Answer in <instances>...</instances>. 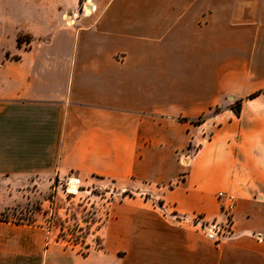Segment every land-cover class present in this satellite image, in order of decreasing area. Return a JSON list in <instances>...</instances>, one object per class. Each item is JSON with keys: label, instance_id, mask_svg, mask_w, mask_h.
<instances>
[{"label": "crops", "instance_id": "crops-1", "mask_svg": "<svg viewBox=\"0 0 264 264\" xmlns=\"http://www.w3.org/2000/svg\"><path fill=\"white\" fill-rule=\"evenodd\" d=\"M69 172L161 206L119 203L86 256L0 221V264H264V0H0V178Z\"/></svg>", "mask_w": 264, "mask_h": 264}, {"label": "rangeland", "instance_id": "rangeland-1", "mask_svg": "<svg viewBox=\"0 0 264 264\" xmlns=\"http://www.w3.org/2000/svg\"><path fill=\"white\" fill-rule=\"evenodd\" d=\"M21 37L23 42L26 38L30 40L27 35L22 34ZM10 43L11 39L6 41L7 45ZM71 183L75 185L71 186ZM153 190L156 187L131 180L119 183L96 176L82 177L75 172L26 179L0 178V220L10 224L42 226L48 231L50 242H57L79 255L86 253L82 255L86 256L101 248L99 230L119 203L153 200L159 208L161 202L156 200ZM210 224L218 225L215 221L207 225ZM202 225L200 229L207 234L206 225ZM60 233L78 237L79 240L85 236L84 241L89 248L81 244L72 246L58 239Z\"/></svg>", "mask_w": 264, "mask_h": 264}, {"label": "built area", "instance_id": "built-area-1", "mask_svg": "<svg viewBox=\"0 0 264 264\" xmlns=\"http://www.w3.org/2000/svg\"><path fill=\"white\" fill-rule=\"evenodd\" d=\"M217 200L219 202L220 213L223 217V227L225 228L226 234H229L232 225L233 213L236 208V199L232 194H229L227 192H219L217 193ZM176 219L178 221L185 220L184 217L180 219H178L177 217ZM189 222H191V225L195 227L203 228L204 226L201 223L202 217L200 215H195L194 217L190 218ZM217 229H218V225L216 224L205 226V230L209 237H213L217 232Z\"/></svg>", "mask_w": 264, "mask_h": 264}, {"label": "trees", "instance_id": "trees-1", "mask_svg": "<svg viewBox=\"0 0 264 264\" xmlns=\"http://www.w3.org/2000/svg\"><path fill=\"white\" fill-rule=\"evenodd\" d=\"M16 41H17V45L20 46V45L22 44L23 41H22V37H21V35H18ZM26 41L29 42V39L26 38ZM259 93H260V92L253 93V94H251L250 96H248V98H253V97L257 96ZM241 102H242V100L235 101V106H232V107H231V108L234 110V112H235L236 114H237V113L239 112V110H240ZM218 111H219V109L216 108V109L214 110V113H217ZM206 116H207V115H201V116L198 117L197 119H195V120H191L190 122H191L192 124L199 125V124H201L202 122L205 121ZM183 120H187V119H183ZM0 221H1V220H0ZM67 237H68L69 239H66ZM58 239H62V240H64V241L68 242V243H69L70 245H72V246H75V245H77V244H81V245H84V248H89V245L86 244L85 241H84L85 236H82L81 240H79L78 237H74V236L69 237V235H66V234H64V233H60ZM83 254H86V253H82V255H83Z\"/></svg>", "mask_w": 264, "mask_h": 264}, {"label": "bare ground", "instance_id": "bare-ground-1", "mask_svg": "<svg viewBox=\"0 0 264 264\" xmlns=\"http://www.w3.org/2000/svg\"><path fill=\"white\" fill-rule=\"evenodd\" d=\"M72 185H75V184H74V183H71V186H72Z\"/></svg>", "mask_w": 264, "mask_h": 264}]
</instances>
